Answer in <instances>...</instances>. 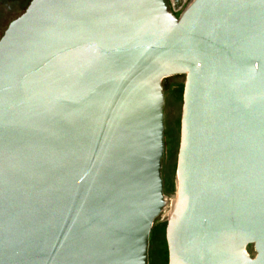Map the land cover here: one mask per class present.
Here are the masks:
<instances>
[{"label":"water","instance_id":"obj_1","mask_svg":"<svg viewBox=\"0 0 264 264\" xmlns=\"http://www.w3.org/2000/svg\"><path fill=\"white\" fill-rule=\"evenodd\" d=\"M174 76L168 264H264V0L179 17L170 0H32L0 40V264H150Z\"/></svg>","mask_w":264,"mask_h":264},{"label":"rangeland","instance_id":"obj_2","mask_svg":"<svg viewBox=\"0 0 264 264\" xmlns=\"http://www.w3.org/2000/svg\"><path fill=\"white\" fill-rule=\"evenodd\" d=\"M172 9H174L175 15L179 17L185 9L193 2V0H170ZM0 6L10 9L7 24L11 21L18 18L23 13V8H20L19 5L13 4L12 2H2ZM165 87V127L167 135V146L165 151V157L163 160V176L165 187V197H166V206L162 215L156 221L154 226L156 228H163L165 226V238H166V229L168 221L170 219V212L172 211L175 201H176V167H177V156L180 144V133H181V118H182V108H183V91L185 85V76H174L169 78L163 83ZM166 85V86H165ZM172 145L174 148L172 149ZM172 149V150H171ZM152 230V231H153ZM152 237V233H151ZM161 236L157 238H151L150 241V264H167L166 260H161V252L163 251V246L160 243ZM167 244V242H166ZM168 249V248H167ZM249 251V250H248ZM251 256H255L256 252H250Z\"/></svg>","mask_w":264,"mask_h":264},{"label":"trees","instance_id":"obj_3","mask_svg":"<svg viewBox=\"0 0 264 264\" xmlns=\"http://www.w3.org/2000/svg\"><path fill=\"white\" fill-rule=\"evenodd\" d=\"M12 2L13 4H18L20 8H23V11L29 6L30 2L32 0H2V2ZM167 185V184H166ZM165 226L163 228H156L155 230L152 231V237L151 238H157V236H161L163 234V238L160 239V243L163 246V251L161 252V260H166L168 264V249H167V244H166V238H165ZM154 229V228H153ZM249 251H253V247H249Z\"/></svg>","mask_w":264,"mask_h":264},{"label":"flooded vegetation","instance_id":"obj_4","mask_svg":"<svg viewBox=\"0 0 264 264\" xmlns=\"http://www.w3.org/2000/svg\"><path fill=\"white\" fill-rule=\"evenodd\" d=\"M0 3H2V0H0ZM25 11V10H24ZM23 11V12H24ZM9 12L10 9L5 8L3 6H0V40L2 39V37L4 36L5 32L7 31L8 27L10 26V24L14 21H11L9 24L6 25L7 20H5V16L8 18L9 16ZM166 86V85H165ZM167 135L165 134V142L167 141ZM166 147L169 150V147L167 146V142H166ZM174 148V145H172V149ZM171 149V150H172ZM164 167V166H163ZM164 168L162 169V173H163ZM164 178V176H163ZM166 187V184H165Z\"/></svg>","mask_w":264,"mask_h":264},{"label":"bare ground","instance_id":"obj_5","mask_svg":"<svg viewBox=\"0 0 264 264\" xmlns=\"http://www.w3.org/2000/svg\"><path fill=\"white\" fill-rule=\"evenodd\" d=\"M176 201H177V199H176ZM176 201H175V205H174L172 211H171L170 214H169L170 217L172 216V214H173V212H174V209H175V206H176Z\"/></svg>","mask_w":264,"mask_h":264}]
</instances>
